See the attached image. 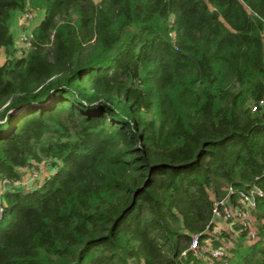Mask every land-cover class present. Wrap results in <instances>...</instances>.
<instances>
[{
  "label": "trees",
  "instance_id": "16d2710c",
  "mask_svg": "<svg viewBox=\"0 0 264 264\" xmlns=\"http://www.w3.org/2000/svg\"><path fill=\"white\" fill-rule=\"evenodd\" d=\"M27 7L0 0V184L48 174L0 195V264H264V195L256 239L213 232L264 191V0H46L18 55Z\"/></svg>",
  "mask_w": 264,
  "mask_h": 264
},
{
  "label": "built area",
  "instance_id": "2783aa9c",
  "mask_svg": "<svg viewBox=\"0 0 264 264\" xmlns=\"http://www.w3.org/2000/svg\"><path fill=\"white\" fill-rule=\"evenodd\" d=\"M34 10L31 7H27L20 16L22 22L30 21L35 17ZM32 37V36H31ZM28 47L31 48V38H29ZM19 47V46H18ZM263 103V101H261ZM257 109V106L253 108ZM41 169V167H40ZM38 169L25 170L29 173L28 178H32V183L36 179L41 180V175L37 171ZM24 179L15 181L13 183L5 180L0 184V195L7 189H12L18 186H28L31 183L28 181L27 185ZM234 193L233 187L227 189V194L221 198L214 199L213 207V222L215 223V229L213 232L225 230L227 232H234V238L240 235L239 230L236 229V225H242L247 229V241H252L258 237V230L256 226V220L254 218L253 211L257 206V199L264 195V191L259 187H254L247 190H240L236 193L235 197H232ZM3 206H0V218L3 215ZM190 249L198 252L199 249V236L194 235L190 245ZM212 257H221L226 253L224 248H218L211 251Z\"/></svg>",
  "mask_w": 264,
  "mask_h": 264
},
{
  "label": "rangeland",
  "instance_id": "374dc122",
  "mask_svg": "<svg viewBox=\"0 0 264 264\" xmlns=\"http://www.w3.org/2000/svg\"><path fill=\"white\" fill-rule=\"evenodd\" d=\"M95 1L98 2L99 0H95ZM28 3H29V7H31L34 10L33 13H34L35 17L33 19H31L30 21H26V22H22L21 20H18L19 23H15L13 26V34H14V38H15V43L17 46H19V48H18L19 51L17 53L18 55L23 54L25 51H26V53L29 52L30 49L27 45L28 40L32 36V31H33L34 27L37 24H39L42 21V19L44 18V11H43L41 1H39V0H37V1L36 0H34V1L28 0ZM60 23H58V25H60ZM6 61H7L6 53L2 49L0 51V64H4V63H6ZM40 166H41V169L37 170V171L41 175V180H43V178H45L46 175L48 174V171H47L44 164H41ZM29 176H30V174L26 173L23 177L24 182L26 183L25 185H27L28 181L30 183H32L33 179L28 178ZM25 188L29 189V187H25ZM231 244L232 243H229V245H231ZM203 258H204V260H207L206 256H203Z\"/></svg>",
  "mask_w": 264,
  "mask_h": 264
},
{
  "label": "crops",
  "instance_id": "0c3cea01",
  "mask_svg": "<svg viewBox=\"0 0 264 264\" xmlns=\"http://www.w3.org/2000/svg\"><path fill=\"white\" fill-rule=\"evenodd\" d=\"M34 1V0H33ZM37 1V0H36ZM41 1V4H42V7H43V11H44V8L46 6V0H39ZM19 23V22H18ZM19 25V24H18ZM24 25V24H23Z\"/></svg>",
  "mask_w": 264,
  "mask_h": 264
}]
</instances>
